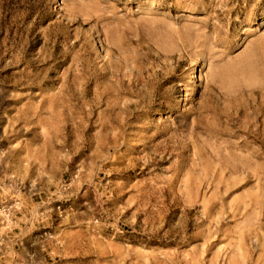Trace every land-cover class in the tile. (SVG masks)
<instances>
[{"label": "rangeland", "instance_id": "rangeland-1", "mask_svg": "<svg viewBox=\"0 0 264 264\" xmlns=\"http://www.w3.org/2000/svg\"><path fill=\"white\" fill-rule=\"evenodd\" d=\"M6 236L0 264H264V0H0Z\"/></svg>", "mask_w": 264, "mask_h": 264}, {"label": "crops", "instance_id": "crops-1", "mask_svg": "<svg viewBox=\"0 0 264 264\" xmlns=\"http://www.w3.org/2000/svg\"><path fill=\"white\" fill-rule=\"evenodd\" d=\"M9 241H11V240H7V236H6V241H5V249H4V251H2L1 249H0V253H3L4 254V252L6 253L5 254V256L7 257V255H9V256H12L13 254H14V252H13V250H12V248H11V246H9ZM11 261H12V259H10V264H11Z\"/></svg>", "mask_w": 264, "mask_h": 264}, {"label": "bare ground", "instance_id": "bare-ground-1", "mask_svg": "<svg viewBox=\"0 0 264 264\" xmlns=\"http://www.w3.org/2000/svg\"><path fill=\"white\" fill-rule=\"evenodd\" d=\"M195 86V85H194ZM193 93V92H192ZM189 94V93H188Z\"/></svg>", "mask_w": 264, "mask_h": 264}]
</instances>
